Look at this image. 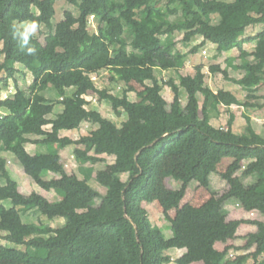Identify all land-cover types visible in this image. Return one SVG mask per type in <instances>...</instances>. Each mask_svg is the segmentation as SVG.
Returning a JSON list of instances; mask_svg holds the SVG:
<instances>
[{"label":"trees","instance_id":"16d2710c","mask_svg":"<svg viewBox=\"0 0 264 264\" xmlns=\"http://www.w3.org/2000/svg\"><path fill=\"white\" fill-rule=\"evenodd\" d=\"M57 1L0 0V85L16 87L11 97H0V258L12 260L11 264H48L43 251L68 249V264H227L236 248L248 251L254 264H264V221L229 219L224 228L212 231L205 218L215 207L228 215L226 206L232 203L248 212L264 209V137L255 138L248 115L242 134L233 131L234 113L230 112L227 128L211 123L221 106H261L257 100L264 96L258 94L264 83V29L252 38L240 37L250 27H264V0H166V5L163 0H61L76 8V26L54 22ZM179 11L183 17L172 20L170 16ZM92 16L98 19L95 29ZM214 17L220 18L218 24ZM25 19L38 21L40 33L42 27L47 29L43 68L36 66L37 55L21 51L12 38V22ZM177 32H184L186 43L199 36L203 40L186 51L169 38ZM37 40L36 36L31 44ZM251 40L256 41L253 51L241 49L245 63L234 65L245 70L241 78L211 65L212 72L244 86L249 92L245 99L229 90L214 91L204 64H197L192 74H180L182 87L176 85L175 74L182 73L191 56L206 44H215L222 53ZM104 72L114 79L115 87L122 86V95L113 94L111 87H99ZM20 74H32L28 87L20 85ZM134 83L144 88L137 90ZM165 86L174 93L172 102L163 95ZM52 89L58 93L54 100L45 94ZM181 89L189 95L186 105ZM99 100L140 122L119 125L92 108ZM60 104L63 111L51 117ZM84 122L97 127L78 139L61 136L62 131L80 129ZM29 143L47 150L32 155L26 147ZM68 146L74 147L79 164H99L114 157L106 193L66 171L61 150ZM7 152L30 160V175L36 182L56 173L50 187L62 199L22 192L4 156ZM167 156L182 157L184 169L181 186L162 200L164 219L173 231L170 238L153 224L145 206L156 199L158 164ZM226 158L232 160L223 173L226 188L221 190L211 177ZM196 186L208 189L211 198L200 206L183 205L188 188ZM97 199L101 203L94 205ZM6 201L12 206L7 207ZM174 209L175 217L170 214ZM38 210L50 219L63 217L65 223L53 227L42 220L24 221L25 213ZM246 223L256 230L242 236L238 247L234 245L237 231ZM199 235L203 240L193 254L185 252L176 259L169 254L172 248H187ZM218 243L225 247L219 249ZM235 264L248 261L244 257Z\"/></svg>","mask_w":264,"mask_h":264},{"label":"rangeland","instance_id":"374dc122","mask_svg":"<svg viewBox=\"0 0 264 264\" xmlns=\"http://www.w3.org/2000/svg\"><path fill=\"white\" fill-rule=\"evenodd\" d=\"M67 2L58 0L56 2V17L54 22H59V21H66L67 23L71 25H78L79 19H78V12L76 8L70 4H66ZM163 5H166V0L162 1ZM166 7V6H165ZM175 7V4L172 5V8ZM182 12L179 11L176 14H173L170 16L172 20H178L181 19ZM91 27L92 29H95L98 23V19L91 17ZM220 21L219 17H214L213 22L215 24H218ZM260 27V26H258ZM43 33H40L38 31L37 37L38 40L36 43H33V45L37 48V60H36V66L39 68H43L46 64V59H45V47H46V34H47V29L45 27H42ZM263 28L259 29V31H262ZM258 31L257 26L255 27H250L248 28L249 33L255 34ZM245 35V34H244ZM184 32H177L173 34H169V38L175 39L178 41V46L181 49H184L186 51L191 50L194 46L202 42V37H196L194 38L193 41L191 42H184L183 39ZM241 39V37H240ZM239 39V40H240ZM238 45V44H237ZM254 43L249 42L246 47L253 49ZM241 47H236L233 48L230 52H225V53H219L217 50V47L215 44L210 43L202 48H200L199 52L196 54H193L191 58L187 62V66L185 69L182 70V73H179L178 75L175 74L176 78V85L179 87H182V81L179 78V75H186V74H192L195 72V66L197 64H204V66H208L205 68V73L207 74V83L210 85V87L215 88L216 90L223 89L224 86L227 85V80L223 77L221 73H214L211 70V65L217 64L220 65L222 68H226L229 70L230 76L235 77V78H241L243 75V72L240 71L237 68H234V63L235 65H238L237 63L242 62L241 59ZM235 58V60L231 59ZM20 67L24 68L23 65L19 64ZM28 73H30L28 71ZM169 78V76H166V80ZM32 74H28L27 76H24L23 74L19 75V83L22 87L26 88L30 85L32 82ZM99 87L104 88L106 87H111V92L115 95H122L123 93V88L122 86L115 87V81L113 78H111L110 74L107 72L101 73V78L98 82ZM137 90H142L144 86L134 83L133 84ZM233 86L231 83H229L227 86ZM238 92L241 94V88L236 86ZM15 90L16 87L14 83H10L9 85H5L4 83L0 85V97L4 98V93L9 92L10 90ZM52 91V93L50 92ZM183 92L182 97L184 98L185 101H187V95L188 93L186 90L181 89ZM50 92V93H49ZM73 91H70L71 93ZM47 97L51 99H55V97H58V93L55 90H49L45 92ZM163 95L164 97L169 101L172 102L174 99V93L172 89L169 86H165L163 90ZM189 96V95H188ZM132 99H136V93L132 94ZM241 99V98H239ZM245 99V98H243ZM97 101V100H96ZM99 104H94L92 108L97 109L101 111L104 116L113 119L115 122H117L119 125H123L125 121L130 122V127L133 125L137 124L140 122V119L136 116L129 115L123 110H117L109 102H100L98 101ZM186 103V102H185ZM59 105L56 107V111H59ZM223 113L224 110H223ZM228 120V115L222 114L220 118H217V120H213V123L216 122L215 124L218 125L222 120L225 121V118ZM49 128L47 125L46 128ZM96 126L92 125L89 122H84L82 127L79 130L75 131H68L66 130L64 133L69 135L70 137H74L78 139L80 136L87 134L89 130L92 128L94 129ZM129 127V128H130ZM217 127V126H216ZM128 128V129H129ZM39 151L36 152H46L47 149L37 146ZM35 145L28 144V150L30 153L34 154L35 150L37 149ZM72 148H66L65 152H63V157L66 161V171L69 174H77L80 178L87 179L89 183L97 188L99 191L102 193H106L107 191V186L108 183L111 180V164L114 161V157L107 156V161L102 162L99 164H91V163H82L79 164L76 160L75 157L72 156ZM8 159V165L10 169L13 171L14 177L20 182V188L21 191L24 192L25 194H31L32 192L36 191L38 193L43 194L44 196L48 197L52 201H57L61 200L63 195L56 192L54 189L50 187V179L57 176L56 173H50L42 182H36L30 175V170H29V163L30 160L24 157H14L13 155L7 156ZM230 161V158H226L224 160V163H228ZM159 168V174H158V179L156 186L154 188V195L156 199L152 203H145V206L150 214V218L153 222L154 225L162 228L164 231V234L166 237L170 238L173 234V231L171 229L170 222L168 220L164 219V208L162 206V200L165 198L167 193L170 190L176 189L181 186L182 184V178H183V162H182V157H176V156H167L165 158H162L159 161L158 164ZM227 169V164H221L218 167V171L214 173L213 179H214V184L215 187H218L221 190H224L226 188L227 182L223 178V173ZM128 174H125V177H127ZM189 191H192L186 195V198L184 197L183 199V205L186 203H193L196 206L202 205L204 202H206L208 199L211 198L212 194L210 191L202 186H196L195 187H190ZM101 203L100 199H97L94 201V205H99ZM7 207H11L12 204L10 201L5 202ZM228 207V206H227ZM226 207V208H227ZM229 214L228 215H223L221 212L220 208H216L211 211L212 215V224H213V229H222L225 227L227 221L229 219H258L264 221V209L261 211H255L252 213H246L241 209L240 207H235V206H230L229 207ZM1 211V209H0ZM171 216L176 215V210H171L170 211ZM24 221L25 222H39L43 221L45 224H49L53 227H58L60 225H63L65 223V219L63 217H57L54 219H50L47 215L41 213L39 210L37 212H31V213H25L24 214ZM210 224V223H209ZM208 224V226H209ZM252 230H256V226L253 224H242L238 231V237L234 241V245L236 246H241L243 243L242 236L246 235L247 233L251 232ZM195 243H197L195 241ZM217 247L219 249H223L225 247V244L223 243H218ZM193 248V247H192ZM191 248V249H192ZM188 249V247H187ZM187 251V250H186ZM68 254V249H63V250H51L43 253L45 254V257L48 259V264H68V260L66 257V253ZM171 253L174 259L177 257H180L182 254L179 253V250L177 248H172L168 251ZM188 252V251H187ZM231 252L235 254L234 258L233 257H227L226 262L227 264H235L237 260L241 258H246L248 261V264H254L255 260L253 257L248 255V251L245 250H238L236 248L232 249ZM183 253V252H182ZM190 253V252H189ZM262 256H260L261 258ZM233 258V259H232ZM13 263L12 260H4L0 258V264H11ZM170 264H177L175 261H172ZM192 264H202V262H195Z\"/></svg>","mask_w":264,"mask_h":264},{"label":"crops","instance_id":"0c3cea01","mask_svg":"<svg viewBox=\"0 0 264 264\" xmlns=\"http://www.w3.org/2000/svg\"><path fill=\"white\" fill-rule=\"evenodd\" d=\"M257 28H258V31L255 33V34H253V33H249L248 32V30L246 31V33H245V35H243L242 37H241V39H244V38H252V37H254L255 35L257 36L261 31H259V29H261V28H263L264 29V27L263 26H260V27H258L257 26ZM249 42H251V43H254V45H253V49H254V47H255V44H256V41L255 40H251V41H249ZM249 42H245L244 43V46H242L241 47V49H248L249 50V48L248 47H246L247 46V44L249 43ZM210 44V43H209ZM206 45H208V44H206ZM205 45V46H206ZM204 47V46H203ZM236 48V47H235ZM253 49H251L250 48V51H253ZM233 50V49H232ZM231 51V50H230ZM230 51H223L222 53H225V52H230ZM241 53H242V50H241ZM240 56H241V54H240ZM231 59H233V60H235V58H231ZM241 59H242V62H238L237 64L238 65H240V64H243V63H245V60L241 57ZM251 59H253V58H251ZM234 65H235V63H234ZM208 66H206L205 68H207ZM20 68H22V67H20ZM204 68V69H205ZM23 69V68H22ZM240 71H242L243 72V74L245 73V70H241L240 69ZM242 74V75H243ZM229 83H231L233 86H235V87H232V86H227ZM227 85L226 86H224V88L223 89H225V90H229V91H231L232 93H234L238 98H241V99H243V98H245L248 94H249V92L247 91V89L246 88H244V86H242V85H240V84H237V83H234V82H232V81H229V80H227ZM236 86H238V87H240L241 88V94L240 93H237L238 92V90H237V88H236ZM212 89L214 90V91H218V90H216L215 88H213L212 87ZM182 92V91H181ZM182 94H183V92H182ZM258 94H263L264 95V83L260 86V90H259V93ZM182 96V95H181ZM187 97H188V95H187ZM3 98V97H2ZM54 98H55V96H54ZM57 98V97H56ZM55 98V99H56ZM182 98V100H183V102H184V105H186L187 104V101H185L184 100V98L183 97H181ZM186 102V103H185ZM257 102L259 103V104H261V106H259V107H250V108H245V107H243V106H233V107H227V106H221V107H219V109L218 110H216V111H214L213 112V115H212V118H211V123L214 125V126H217V127H225V128H227L228 127V121H229V117H230V112L231 113H234V115H235V121H234V124H233V131L235 132V133H237V134H242V133H244L245 132V130H246V128H247V125H248V121H247V119H246V115H248L249 117H250V119H251V123L253 124V128H254V136H255V138H257V139H261V138H263L264 137V96H262L260 99H258L257 100ZM60 107H59V111H56V108H55V112H54V114H52L51 115V117H56V115L58 114V113H60V112H62L63 111V109H64V107H63V105H59ZM57 107V106H56ZM223 110H224V112L225 113H223ZM224 115V114H226V115H228V120L225 118V116H224V118H225V121L224 120H222V122H220V124H218V125H216L215 123L216 122H214L213 123V120H217V118H220V116L221 115ZM84 124V123H83ZM82 124V125H83ZM82 125H81V127H82ZM49 126V128L47 127L46 129H51V125H48ZM96 126V125H95ZM97 127V126H96ZM95 127V128H96ZM93 129V128H92ZM79 130V129H78ZM65 131H62L61 132V136H65V135H67V134H65L64 133ZM69 136V135H68ZM40 137H38V136H35V137H33V139H39ZM73 139H76V138H74V137H72ZM29 144H31V145H35L36 147H37V145L36 144H33V143H29ZM26 147H27V150H28V145H26ZM71 147H73V146H68L67 148H71ZM66 149V148H65ZM65 149H63V150H61V152H62V155H63V152H65ZM72 150V156H74V154H73V150H74V148H72L71 149ZM29 151V150H28ZM36 151H38V147H37V149L35 150V152H34V154L36 153ZM30 152V151H29ZM13 155L14 157H21V156H18V155H15V154H13V153H10V152H7V153H5L4 154V156H9V155ZM32 154V153H31ZM34 154H32V155H34ZM76 160V159H75ZM232 159H230V161H231ZM223 164H227V166H228V163H224V162H222ZM222 163H220L219 165H221ZM219 165H218V167H219ZM184 174V173H183ZM213 176H214V174L212 175V183H213V185L215 186V184H214V179H213ZM196 188V187H195ZM205 188V187H204ZM216 188H218V187H216ZM189 190H192V189H189L188 188V190H187V193H186V195H188V193L189 192H191L192 193V191H189ZM171 191V190H170ZM169 191V192H170ZM169 192L167 193V195L169 194ZM167 195L165 196V198L167 197ZM186 195H185V198H186ZM183 203V202H182ZM187 204V203H186ZM189 204H193V203H189ZM194 205V204H193ZM196 206V205H195ZM228 206V207H227ZM226 207H227V209H229V207L230 206H235L236 208L237 207H240L238 204H236V203H232V204H229V205H227ZM241 209H243L242 207H240ZM215 208H212V209H210V211H209V213H207V215H206V220L208 221V224H209V228H210V230H212V231H214V230H219V229H213V224H212V222H211V218H212V215H209V214H211V211L212 210H214ZM229 211V210H228ZM243 211H245L244 209H243ZM258 211V210H257ZM246 213H252V212H248V211H245ZM176 216V215H175ZM175 216H173V217H175ZM252 231H255V230H252ZM203 240V236L202 235H199V236H197L190 244H189V246H188V249L187 248H185V249H178L179 250V253H181L182 255L185 253V252H190L191 254H193L195 251H196V248H197V246H198V244L201 242ZM195 241L197 242V243H195ZM193 247V248H192ZM192 248V249H191ZM187 250V251H186ZM183 252V253H182ZM169 254H171V253H169ZM181 255V256H182Z\"/></svg>","mask_w":264,"mask_h":264},{"label":"clouds","instance_id":"9594fccd","mask_svg":"<svg viewBox=\"0 0 264 264\" xmlns=\"http://www.w3.org/2000/svg\"><path fill=\"white\" fill-rule=\"evenodd\" d=\"M40 29L41 25L36 20L13 21L11 35L17 41L21 51L26 52L27 55L35 56L37 48L31 44V41L37 36Z\"/></svg>","mask_w":264,"mask_h":264},{"label":"built area","instance_id":"2783aa9c","mask_svg":"<svg viewBox=\"0 0 264 264\" xmlns=\"http://www.w3.org/2000/svg\"><path fill=\"white\" fill-rule=\"evenodd\" d=\"M92 17L95 18V16H92ZM93 78H94L95 80L97 79L96 76H93ZM14 93H15V90H14V89H13V90H10L9 92H5V93H4V98H9V97H11ZM87 98H88V99H91L92 97H91V96H87ZM94 100H95V99H94ZM234 256H235V254H234L233 252H230L229 257H233V258H234ZM233 258H232V259H233Z\"/></svg>","mask_w":264,"mask_h":264}]
</instances>
